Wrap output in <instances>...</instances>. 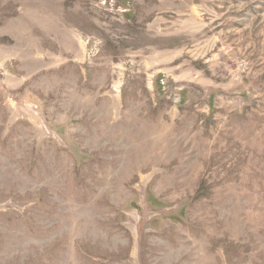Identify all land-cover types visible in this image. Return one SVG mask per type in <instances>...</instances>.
<instances>
[{
  "label": "rangeland",
  "instance_id": "rangeland-1",
  "mask_svg": "<svg viewBox=\"0 0 264 264\" xmlns=\"http://www.w3.org/2000/svg\"><path fill=\"white\" fill-rule=\"evenodd\" d=\"M0 264H264V0H0Z\"/></svg>",
  "mask_w": 264,
  "mask_h": 264
}]
</instances>
